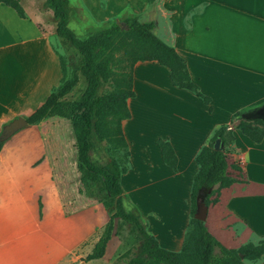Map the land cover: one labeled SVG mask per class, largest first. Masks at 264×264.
<instances>
[{
	"label": "crops",
	"instance_id": "0c3cea01",
	"mask_svg": "<svg viewBox=\"0 0 264 264\" xmlns=\"http://www.w3.org/2000/svg\"><path fill=\"white\" fill-rule=\"evenodd\" d=\"M20 4L26 18L0 4V132L14 118L33 114L62 79L43 17ZM135 5L115 0L114 10L134 12ZM152 5L158 37L184 59L191 81L210 103L172 86L168 68L134 65L135 97L128 99L130 117L122 122L129 150L124 193L159 246L179 252L191 218L195 158L226 126L233 136L226 155L241 170V181L221 189L204 224L228 250L264 246V139L255 143L238 129L240 120H259L264 129V0ZM69 138L70 122L55 116L20 130L0 150V264H73L92 252L108 215L63 178ZM158 139L171 144L175 172L164 163ZM137 243L135 234L113 231L104 255L81 264H115ZM241 261L264 264V255Z\"/></svg>",
	"mask_w": 264,
	"mask_h": 264
},
{
	"label": "trees",
	"instance_id": "16d2710c",
	"mask_svg": "<svg viewBox=\"0 0 264 264\" xmlns=\"http://www.w3.org/2000/svg\"><path fill=\"white\" fill-rule=\"evenodd\" d=\"M0 4L13 8L20 18H26L20 0H0ZM44 7L52 12L55 34L75 51L79 64L72 66L69 73L65 61L59 57L62 72L59 86L53 88L46 101L25 120L31 126L55 116L70 122L76 166L75 179H69L68 183L74 186L78 195L101 204L108 215L103 233L83 261L89 262L104 255L115 219L130 225L131 233L138 240L137 245L122 254L115 264H243L241 258L260 259L264 255L263 245L249 244L239 250H228L208 232L204 222L194 218L199 201L206 206L216 204L221 189L241 181V170L231 164L226 155L225 147L233 142L226 126L215 131L195 158L198 170L190 195L191 218L179 252L159 246L147 231L137 208L124 193L121 176L129 168V150L122 122L130 117L128 99L135 97L134 65L154 62L166 67L172 86L194 93L205 104L210 103V98L191 81L184 59L154 33V23L128 17L120 24L114 21L92 28L85 39H79L69 28V0H44ZM80 76L85 80V90L77 100H66ZM106 85L109 89L105 90ZM234 118L240 119V113ZM261 125L259 120L253 123L240 120L238 129L253 142L260 143L264 139ZM216 139H220L223 148L220 151L213 149ZM4 143L0 142V150ZM104 143L108 145L106 150L111 157L104 165H98L93 161L92 153L96 145ZM157 144L164 163L175 172L178 159L171 144L163 139H158Z\"/></svg>",
	"mask_w": 264,
	"mask_h": 264
},
{
	"label": "rangeland",
	"instance_id": "374dc122",
	"mask_svg": "<svg viewBox=\"0 0 264 264\" xmlns=\"http://www.w3.org/2000/svg\"><path fill=\"white\" fill-rule=\"evenodd\" d=\"M136 8L134 12L130 11V8H126V12H115V0H69L70 2V17H69V28L75 33L79 39H85L88 35V32L92 28L100 27L104 24L114 22V21H123L128 17L136 16L141 22H153L156 24L155 18L156 12L152 13V4L154 0H135ZM23 3L31 9L34 16L35 14L43 17L44 25L47 26L48 31L50 32L52 43L54 49L61 57L69 70V73L72 70V66L79 64V57L75 51L69 47V45L62 39L58 38L54 31V24L52 18V12L45 9L44 0H23ZM145 3L148 4V7L145 8ZM144 6V8H143ZM154 14V15H153ZM154 33L158 36V30L154 29ZM86 83L82 76L79 77V82L73 91L66 97V100L73 101L77 100L80 95L85 90ZM105 90L109 89V86H104ZM12 138V137H11ZM7 142V141H6ZM70 149L68 157H66L65 163L62 164V176L68 182L69 179H75V166H76V157L73 149V140L69 138ZM108 145L106 143L101 145H96L92 153L93 161L98 165H104L109 158L111 153H108L106 150ZM123 154V152H122ZM114 232H129L131 233L130 225L123 223L120 219H115L114 221ZM103 229L97 232L98 238L103 233ZM132 234V233H131ZM79 258L73 264H81Z\"/></svg>",
	"mask_w": 264,
	"mask_h": 264
},
{
	"label": "water",
	"instance_id": "95a60500",
	"mask_svg": "<svg viewBox=\"0 0 264 264\" xmlns=\"http://www.w3.org/2000/svg\"><path fill=\"white\" fill-rule=\"evenodd\" d=\"M117 23L120 24L119 22ZM28 126L29 125L25 120V118L23 117L14 118L8 124L2 127L0 132V142L2 143L8 141L17 132L27 128ZM213 149L215 151H220L223 149L221 146L220 139H216V141L213 144ZM207 211H208V206H206L203 201H199L197 204L196 212L194 214L195 220L204 222L206 219Z\"/></svg>",
	"mask_w": 264,
	"mask_h": 264
}]
</instances>
